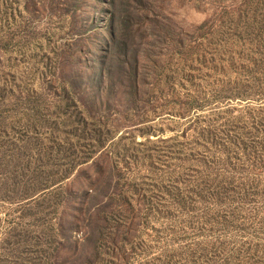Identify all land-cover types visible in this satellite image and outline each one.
<instances>
[{
    "label": "rangeland",
    "instance_id": "rangeland-1",
    "mask_svg": "<svg viewBox=\"0 0 264 264\" xmlns=\"http://www.w3.org/2000/svg\"><path fill=\"white\" fill-rule=\"evenodd\" d=\"M0 264H264V0H0Z\"/></svg>",
    "mask_w": 264,
    "mask_h": 264
}]
</instances>
